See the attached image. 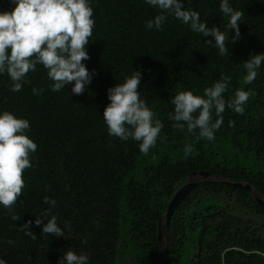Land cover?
Returning <instances> with one entry per match:
<instances>
[{
  "label": "trees",
  "instance_id": "obj_1",
  "mask_svg": "<svg viewBox=\"0 0 264 264\" xmlns=\"http://www.w3.org/2000/svg\"><path fill=\"white\" fill-rule=\"evenodd\" d=\"M183 2L209 28L225 31L229 17L220 12L221 0ZM89 3L95 24L86 46L90 59L82 63L94 74L82 95L72 94L74 82L51 91L42 65L27 74L30 83L17 93L9 91V76L0 74V115L8 111L27 119L25 135L37 144L30 154L32 167L23 172L22 195L11 211L0 205V259L6 264H59L68 249L87 253L89 264H161L159 223L195 172L250 184L264 197V63L250 85L243 83L242 66L264 53V0H229L244 16L241 38L226 44V56L219 55L211 36L172 16L162 31L147 29L158 9L145 0ZM14 7L11 0H0V12ZM234 35L230 30L229 38ZM134 71L142 72L141 99L164 124L148 155L139 151V142L110 136L103 120L107 90ZM222 74L232 77L226 100L237 88L254 91L244 115L226 108L212 141L174 128L171 99L179 91L203 96ZM33 87L43 92L33 95ZM189 144L193 151L186 157ZM49 208L47 218L57 216L64 237L41 234L43 225H35ZM13 214L20 220L11 219ZM28 221L35 239L19 231ZM165 264H264V206L247 191L199 183L172 216Z\"/></svg>",
  "mask_w": 264,
  "mask_h": 264
},
{
  "label": "clouds",
  "instance_id": "obj_2",
  "mask_svg": "<svg viewBox=\"0 0 264 264\" xmlns=\"http://www.w3.org/2000/svg\"><path fill=\"white\" fill-rule=\"evenodd\" d=\"M15 5L11 12H0V74H7L11 80L9 91H22L29 72H34L37 65L47 70L51 91L59 92L74 82L72 94L82 95L86 86L91 84L92 76L82 61L90 59L86 46L93 34L95 21L92 19L93 9L89 0H11ZM158 9L154 19L146 22L151 30H163V24L169 16L190 26V29L203 37L211 36L220 56L229 55L226 44H234L240 40V21L244 12L234 9L229 0H221L220 12L229 17L225 31L219 27L209 28L206 21L201 22L200 14L187 10L183 0H145ZM235 35L229 38V31ZM213 45V40H205ZM264 63V53L252 55L242 62L246 70L243 83L252 84L258 69ZM142 79L141 71H134L125 77L123 84L118 83L107 90L110 103L104 109L103 120L110 136L127 141L130 138L139 142V151L148 155L155 147L164 128L163 122L156 118V113L140 97ZM231 75H221L213 86L204 90L203 96L194 95L192 91H179L172 99L174 111L169 113L173 127L187 130V133L198 139H215L214 133L223 124V113L226 108L238 115H244L245 105L255 95L252 90L237 88L234 95L225 99L224 94L231 86ZM33 95L43 92L42 88H32ZM199 110V111H198ZM198 113V114H197ZM196 114V115H194ZM215 116V119L213 117ZM235 121H229L233 126ZM30 122L17 118L5 111L0 115V205L11 211L22 195L25 187L23 172L32 167L30 154L36 152L37 144L27 135ZM193 151L192 145H186L184 154L187 157ZM44 203L55 206V200L44 197ZM51 208L35 219L36 226H42V233L64 237V230L57 223V216L48 219ZM11 219L18 221L20 217L13 214ZM47 219V223L43 221ZM65 225L71 230L69 222ZM32 222L28 221L19 227V231L35 239L31 231ZM82 243L86 244L87 240ZM89 264V255L68 249L60 258L59 264ZM0 264L6 261L0 259Z\"/></svg>",
  "mask_w": 264,
  "mask_h": 264
},
{
  "label": "water",
  "instance_id": "obj_3",
  "mask_svg": "<svg viewBox=\"0 0 264 264\" xmlns=\"http://www.w3.org/2000/svg\"><path fill=\"white\" fill-rule=\"evenodd\" d=\"M201 182H215L229 187L247 191L255 197V200L258 205L264 206V197L250 184L224 180L206 171L193 173L189 177L188 181L184 184V186L174 195V197L169 203L164 218L159 223L158 241L161 247V257H162L161 264H165V256L167 252V233L170 228L172 216L176 208L185 200V198L191 193V191Z\"/></svg>",
  "mask_w": 264,
  "mask_h": 264
}]
</instances>
